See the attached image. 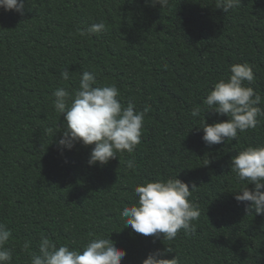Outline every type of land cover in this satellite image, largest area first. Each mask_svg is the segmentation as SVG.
Wrapping results in <instances>:
<instances>
[{"label": "trees", "instance_id": "trees-1", "mask_svg": "<svg viewBox=\"0 0 264 264\" xmlns=\"http://www.w3.org/2000/svg\"><path fill=\"white\" fill-rule=\"evenodd\" d=\"M101 21L106 31L80 34ZM243 62L253 65L251 86L264 98V0H241L228 12L217 0L162 8L150 0H29L23 15L0 7V223L12 233L11 264H30L42 236L81 247L108 233L126 251L121 264H141L165 247L181 264H264V214L234 198L246 182L231 169L236 153L264 144V116L220 144H206L199 127L204 118L227 119L203 113V100ZM84 71L100 86L115 84L124 106H150L141 143L103 165H89L91 145L57 143L64 124L53 93L77 89ZM176 174L195 185V232L169 241L124 227L120 213L138 199L135 186Z\"/></svg>", "mask_w": 264, "mask_h": 264}, {"label": "clouds", "instance_id": "clouds-1", "mask_svg": "<svg viewBox=\"0 0 264 264\" xmlns=\"http://www.w3.org/2000/svg\"><path fill=\"white\" fill-rule=\"evenodd\" d=\"M29 0H0L5 11H14L19 15L25 12ZM152 6L159 4L167 7L169 0H150ZM241 0H217V7L224 12L234 10ZM106 25L101 21L91 24L80 34L102 33ZM69 71L61 72L63 80H69ZM255 80L253 65L248 62L230 66V75L217 80L207 93L203 104L206 110L216 115H224L226 120L211 124L203 119L202 139L208 145L220 144L236 139L238 133L254 129L264 116L259 105L264 98L251 86ZM54 108L63 114V130L58 145L71 149L76 142L91 145L88 163L101 165L127 151L132 153L141 143L145 114L150 106L137 109L133 102L124 106L120 100V90L115 84L100 86L96 74L84 71L78 88L70 91L67 87H58L53 93ZM201 107L195 106L191 116L198 117ZM204 117V116H203ZM58 130L59 126L57 125ZM134 168V160L127 162ZM231 169L240 181H245L240 191L235 192L238 202H250L248 207L256 214H264V144L249 145L231 158ZM248 184L254 185L249 189ZM195 185L192 186V188ZM191 188V189H192ZM188 184L177 178L148 181L138 184L134 193L138 199L131 206L122 209L120 215L126 219L124 225L138 234L155 238L174 240L181 230L185 234L194 233L196 221L200 216L199 206L190 199L192 191ZM11 230L0 223V264H11L13 249L7 247ZM27 247V244L25 245ZM171 247L150 252L141 264H181V258ZM126 251L105 236L93 235L83 246H59L46 236L38 243V251L30 253V264H121Z\"/></svg>", "mask_w": 264, "mask_h": 264}]
</instances>
